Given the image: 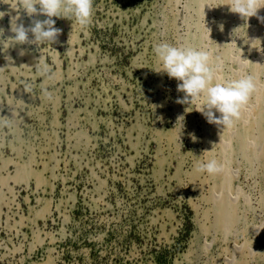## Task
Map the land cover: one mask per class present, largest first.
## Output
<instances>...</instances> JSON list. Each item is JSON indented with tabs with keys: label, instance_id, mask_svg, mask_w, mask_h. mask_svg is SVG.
Here are the masks:
<instances>
[{
	"label": "rangeland",
	"instance_id": "1",
	"mask_svg": "<svg viewBox=\"0 0 264 264\" xmlns=\"http://www.w3.org/2000/svg\"><path fill=\"white\" fill-rule=\"evenodd\" d=\"M223 3L93 0L86 27L53 17L56 42L9 47L13 17H47L0 0V264H264V23ZM160 42L253 76L233 128L176 103Z\"/></svg>",
	"mask_w": 264,
	"mask_h": 264
},
{
	"label": "clouds",
	"instance_id": "2",
	"mask_svg": "<svg viewBox=\"0 0 264 264\" xmlns=\"http://www.w3.org/2000/svg\"><path fill=\"white\" fill-rule=\"evenodd\" d=\"M222 5H227L229 12L239 14L242 20L247 21L256 16L264 23V17L258 16V11L264 8V0H224ZM92 7L93 0H17L16 6L11 5L12 9L23 10L29 17L42 14L47 18L43 21L33 18L31 26L25 27L24 23L17 22L19 16L13 17L10 31L14 35L4 40L10 42L9 47L23 44L37 46L52 44L56 42L61 31L54 26L53 17H67L81 27H86L91 20ZM209 8L216 7L209 6ZM0 14L3 17L4 13L0 12ZM220 29L223 31V24L220 25ZM238 29H233L234 37H241L237 35ZM0 32L3 30L0 29ZM0 46L5 49L4 43H0ZM153 52L160 65L154 71L166 73L169 79H175L177 91L183 93V97L177 98L176 103L192 105L199 101L200 107L196 111H199L209 124L216 125L222 132L234 127L254 91L253 76L245 75L239 79L225 78L220 74L222 65L213 63L210 50L186 43L174 45L160 42L153 46ZM25 54V50L21 49L19 55ZM5 59L11 65L12 58L6 56ZM35 68L37 71L47 72L48 68L43 56L39 58ZM2 69L5 68H0ZM44 95L48 99L52 98L51 93L45 92ZM189 135L193 142L197 141L195 133ZM195 170L214 175L223 171V164L211 159L197 162Z\"/></svg>",
	"mask_w": 264,
	"mask_h": 264
},
{
	"label": "bare ground",
	"instance_id": "3",
	"mask_svg": "<svg viewBox=\"0 0 264 264\" xmlns=\"http://www.w3.org/2000/svg\"><path fill=\"white\" fill-rule=\"evenodd\" d=\"M23 175H25V174L24 173H20L18 176L21 178V177H23Z\"/></svg>",
	"mask_w": 264,
	"mask_h": 264
}]
</instances>
